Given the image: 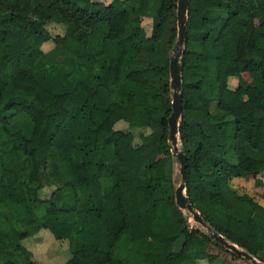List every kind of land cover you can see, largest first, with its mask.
<instances>
[{
	"label": "trees",
	"instance_id": "trees-1",
	"mask_svg": "<svg viewBox=\"0 0 264 264\" xmlns=\"http://www.w3.org/2000/svg\"><path fill=\"white\" fill-rule=\"evenodd\" d=\"M28 1L43 20L0 0V217L20 225L42 203L51 211L0 244V264H37L21 240L41 228L67 241L66 264H232L209 251L217 242L175 203L172 108L160 102L171 93L177 0H109L105 15L88 12L90 0ZM143 17L152 19L149 34ZM228 20L229 39H212ZM46 21L63 32L52 34ZM26 36L53 46L34 57ZM181 79L188 199L214 230L264 261L257 201L237 190L229 205L220 199L233 177L263 185L264 0H190ZM120 120L147 126L139 144L157 143L162 156L140 158L135 147L121 156L118 140L133 134L115 127ZM45 166L56 185L41 198Z\"/></svg>",
	"mask_w": 264,
	"mask_h": 264
},
{
	"label": "rangeland",
	"instance_id": "rangeland-1",
	"mask_svg": "<svg viewBox=\"0 0 264 264\" xmlns=\"http://www.w3.org/2000/svg\"><path fill=\"white\" fill-rule=\"evenodd\" d=\"M20 4L21 11L25 14L32 16L35 19L43 20L45 18V13L42 10L40 5H32L28 0H16ZM105 12V11H104ZM109 12H106L108 14ZM142 24L145 28L147 34L151 32L152 28V19L150 17H143ZM47 28L51 31L52 34L61 33L63 32L62 26L55 24L51 21H46ZM176 34L174 35V41L172 47L170 48V55L172 53V49L174 46V42L177 36V22H176ZM233 32V22L228 20L225 25L222 27L221 30L214 31L211 34V38L217 40L220 43H225ZM53 46V41L48 40L45 42H38L31 36H26L24 39V47L25 49L34 57L40 55L42 52L48 50ZM210 62L212 68L215 73L220 72V64L215 57L210 58ZM242 76L247 80H250L249 74L247 71H242ZM237 83L236 77H229L228 85L235 86ZM171 103V93L168 97L161 100L160 105ZM116 128L122 129L124 132L131 130L133 137L130 140L126 134L122 135L117 142V148L121 156L128 155L132 152V149L135 147L136 153L140 158H150V159H157L162 156L157 151L156 144L157 143H150L148 145L139 144L140 137L143 133L149 131L147 126L142 127H128L127 123L123 120L117 121L115 124ZM174 164V182L178 184L181 181V174L179 171V164L177 161L173 162ZM232 180V178H231ZM253 182V187L249 189H245L244 187L234 188L233 183L230 181V191H226L221 197V202L224 205H229L233 202L236 198V190L239 193L246 192L253 196L256 200L261 196V192L264 189L260 188L258 185L255 184L254 178L250 179ZM42 182L44 183L43 187L41 188L40 196L41 198H46L50 195L52 188L56 185L55 183H51L48 180V166L42 168ZM53 182V181H52ZM261 186V185H260ZM263 198V197H262ZM257 201V200H256ZM258 203V202H257ZM51 211V206L49 203L45 202L38 205L37 208L29 209L26 215V220L24 223L20 225L10 223L7 218L4 216L0 217V244L7 245L13 238V234L25 223L34 221L38 218L43 217L44 215L48 214ZM188 212V211H185ZM189 223L191 225H195L196 227L200 228L201 230L206 231V229L197 221L194 220L191 213H189ZM256 219H261L262 214L253 215ZM23 246H25L29 252L31 259L37 264H66V260L70 254L67 241L65 239H56L53 234L47 228H41L37 232L23 238L21 240ZM218 242H209L208 249L212 253H217L221 257L226 258L232 264H252L249 260L245 259L244 257L233 253L231 250L225 248ZM232 252V253H231ZM235 254V255H234ZM199 264H208L207 260L201 259Z\"/></svg>",
	"mask_w": 264,
	"mask_h": 264
},
{
	"label": "water",
	"instance_id": "water-1",
	"mask_svg": "<svg viewBox=\"0 0 264 264\" xmlns=\"http://www.w3.org/2000/svg\"><path fill=\"white\" fill-rule=\"evenodd\" d=\"M190 0H177L176 3V22L177 36L174 42L169 61V86L171 89V112L168 116V137L172 145L173 152L178 160L181 181L175 185L174 196L176 205L184 211L191 213L195 221L199 222L209 233V236L216 242L231 250L233 253L244 257L252 264H264V261L257 259L237 243L227 239L221 233L214 230L194 208L186 194V154L180 148L178 138L179 121L182 113V94H181V56L185 44L187 12Z\"/></svg>",
	"mask_w": 264,
	"mask_h": 264
},
{
	"label": "crops",
	"instance_id": "crops-1",
	"mask_svg": "<svg viewBox=\"0 0 264 264\" xmlns=\"http://www.w3.org/2000/svg\"><path fill=\"white\" fill-rule=\"evenodd\" d=\"M108 2L109 0H90L89 2L86 3L85 8L88 12L90 13H100L105 15L106 12H112V8L108 6ZM105 11V12H104ZM258 177H260V179L263 182L262 186H259L260 188L264 189V172L259 175ZM252 178H245V177H233L231 182L233 183V187L234 188H238L239 187H244L245 189H249L252 188L253 182L250 180ZM231 189H229L228 191H230ZM258 202V206L254 209L253 215H259V213L262 214V218L259 220L257 219L259 222L264 224V198L259 197V199H256ZM254 217V216H253Z\"/></svg>",
	"mask_w": 264,
	"mask_h": 264
}]
</instances>
